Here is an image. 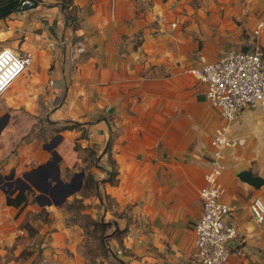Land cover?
Instances as JSON below:
<instances>
[{
    "label": "crops",
    "instance_id": "0c3cea01",
    "mask_svg": "<svg viewBox=\"0 0 264 264\" xmlns=\"http://www.w3.org/2000/svg\"><path fill=\"white\" fill-rule=\"evenodd\" d=\"M67 1L75 11L72 27L59 0H35V7L0 19V50L31 57L25 73L2 94L4 106L42 120L61 142L56 153L75 143L97 152L104 165L98 174L104 199L97 200L113 216L105 222L112 224L108 251L121 264H193L211 138L225 122L188 69L216 62L230 50H249L260 24L256 44L264 49V0ZM140 32L143 41L134 46ZM76 42L86 51L77 57ZM6 117L11 127L12 113ZM81 132L91 136L82 139ZM227 135L231 146L222 153L218 181L229 208L226 223L236 229L234 247L241 251L228 264H264V220L257 222L250 210L255 198L264 204V112L245 108L228 124ZM33 141L6 159L4 171L18 178L49 161L50 150L44 144L46 152H39ZM60 156L59 178L67 183L63 175L71 162ZM108 160L116 172L112 183L104 182ZM242 173L260 178L258 186L243 181ZM32 180L52 202L59 197L49 191V176ZM30 187L18 208L7 206L0 191V226L16 232L19 220L43 208L49 196L31 187L35 193L28 200Z\"/></svg>",
    "mask_w": 264,
    "mask_h": 264
},
{
    "label": "rangeland",
    "instance_id": "374dc122",
    "mask_svg": "<svg viewBox=\"0 0 264 264\" xmlns=\"http://www.w3.org/2000/svg\"><path fill=\"white\" fill-rule=\"evenodd\" d=\"M59 1L65 6L69 3L67 0ZM63 14L66 25L74 26L75 11L66 8ZM253 37L256 43V36ZM142 41L141 32L133 38L134 46H139ZM3 100L1 97L0 122L3 118L6 122V116L12 113L13 123L9 127L8 122L0 132V185L5 181L4 176L9 175V172L4 171L6 159L17 155L18 149L28 143L31 137L39 152H46L43 150L44 144L55 147L59 142L54 133L47 132L42 120L22 109L19 111L4 106ZM39 124L41 129L34 133V127ZM84 134L81 132L80 138L86 139L87 135L85 137ZM53 148H46L50 150L46 152L49 160L52 159ZM57 154L69 158L71 162L70 168L63 175L67 183L75 174L84 172L80 190L59 206L44 205L38 213L28 212L22 221L19 220L16 232L1 225L0 264H76L78 258L83 259L80 264H121L119 258L113 257L108 251L107 233L112 229V224L106 227L105 222L114 221L113 216H107L97 200L100 197L98 174L104 170L97 152L88 147L81 148L75 143L73 147H60ZM107 165L109 172H114L110 160ZM30 167L33 168V165ZM34 193L30 187L27 199L30 200ZM59 200L56 197L55 201ZM107 200L105 198L104 201Z\"/></svg>",
    "mask_w": 264,
    "mask_h": 264
},
{
    "label": "built area",
    "instance_id": "2783aa9c",
    "mask_svg": "<svg viewBox=\"0 0 264 264\" xmlns=\"http://www.w3.org/2000/svg\"><path fill=\"white\" fill-rule=\"evenodd\" d=\"M34 3L35 0H25L18 10H23V5L29 9ZM260 28L261 24L253 31V36L258 35ZM248 44L250 48L247 51L230 50L216 62L188 69V73L203 85L207 103L225 122L214 130L211 138L210 169L199 193L201 215L194 224L193 264H228L233 253H241L238 247H234L238 239L236 229L226 223L229 208L221 201L223 189L218 180L222 172V153L231 146L228 124L236 121L245 108L258 107L264 112V49L254 39H250ZM74 46L76 57L86 52L81 42ZM30 63L28 53L0 50V97L25 73ZM250 210L257 222L264 220V204L260 199L252 201Z\"/></svg>",
    "mask_w": 264,
    "mask_h": 264
},
{
    "label": "water",
    "instance_id": "95a60500",
    "mask_svg": "<svg viewBox=\"0 0 264 264\" xmlns=\"http://www.w3.org/2000/svg\"><path fill=\"white\" fill-rule=\"evenodd\" d=\"M25 0H11L5 4L0 5V19L8 15L10 12L17 10L18 6L24 2ZM36 6V2L33 4V7ZM28 7L26 5L22 6V9H27ZM6 122L0 123V131L2 128L5 126ZM54 145H49L46 144L45 148H53ZM52 160L48 161L47 163L40 165L36 169L32 170L31 172H27L22 177L14 178V172L12 171L8 176L4 177L5 184L0 185V190H2L5 195L6 199L9 198L13 193L15 192H25L28 189V186L33 187L36 191H38L42 196L46 197L47 191L44 188L39 187L35 182L30 179V176L35 175V177H40L41 175L39 172L41 171L42 168L46 167L49 163H53L56 166L57 169V175L55 178H53V188L58 189L57 190V195L59 196L60 200L52 202L51 195H48L49 197H46V203H40L41 206L48 205L50 206L51 204L57 206L65 200L77 193L81 186H82V179L84 177V172L81 171L78 174H75L74 177H77L78 179L75 181V185L73 186L74 178L69 182V183H63L61 179L59 178V172H58V161L60 160V157L57 155L55 151L51 154ZM243 181L249 183L250 185L253 186H258L260 183V178L258 177H252L249 173H242L240 175ZM1 183V182H0ZM23 185V186H22ZM51 185V183H49ZM50 198V199H49Z\"/></svg>",
    "mask_w": 264,
    "mask_h": 264
},
{
    "label": "trees",
    "instance_id": "16d2710c",
    "mask_svg": "<svg viewBox=\"0 0 264 264\" xmlns=\"http://www.w3.org/2000/svg\"><path fill=\"white\" fill-rule=\"evenodd\" d=\"M9 1H11V0H0V5L5 4ZM61 8H62V10H65L67 7L65 5L61 4ZM108 148H109V143L106 145L104 152L107 151ZM107 175H108V177L104 180V182L112 183V181L114 180V178L116 176V172L115 171L114 172L108 171ZM25 203H26V195L23 192H17L14 197L9 196V198L6 202V205L14 207V208H18L20 206H24ZM105 225H106V227L109 226L108 223H105Z\"/></svg>",
    "mask_w": 264,
    "mask_h": 264
},
{
    "label": "flooded vegetation",
    "instance_id": "af4514ba",
    "mask_svg": "<svg viewBox=\"0 0 264 264\" xmlns=\"http://www.w3.org/2000/svg\"><path fill=\"white\" fill-rule=\"evenodd\" d=\"M4 120H5V118H3L2 120H1V124L2 123H4ZM52 160V159H51ZM51 160H49V161H51ZM39 174L40 175H47V176H49V178H55L56 177V175H57V169H56V166L53 164V163H49L46 167H44V168H42L41 169V171L39 172ZM35 178V175H32V176H30V179H34ZM73 178H74V182H73V186L75 185V181L78 179L77 177H74L73 176ZM72 178V179H73ZM71 179V180H72ZM57 190L58 189H55V188H51L49 191L52 193V194H55V193H57Z\"/></svg>",
    "mask_w": 264,
    "mask_h": 264
}]
</instances>
